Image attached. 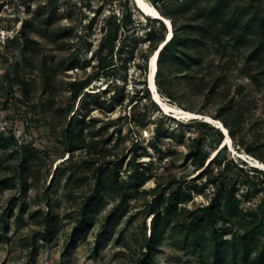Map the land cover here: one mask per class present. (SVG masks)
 <instances>
[{
	"label": "rangeland",
	"instance_id": "obj_1",
	"mask_svg": "<svg viewBox=\"0 0 264 264\" xmlns=\"http://www.w3.org/2000/svg\"><path fill=\"white\" fill-rule=\"evenodd\" d=\"M211 1L184 9L179 0L159 3L165 14L175 13L182 32L177 57L190 51L200 59L186 65L168 58L159 92L168 104L211 117L224 104L234 106L228 114L238 119L236 153L227 148L221 165H209L220 148L215 129L200 119L176 123L153 101L148 62L166 28L143 18L133 0H0V264H139L152 226L149 206L179 184L191 191L192 200L182 205L187 209L208 204L217 185L235 189L242 208L264 209V174L237 157L246 158L249 147L264 157V0H226L214 20L206 9ZM114 14L122 27L107 56L100 53L103 27ZM249 19L252 28L240 37ZM24 27L28 39L21 37ZM116 87L123 98L113 96ZM94 101L99 104L90 105ZM78 120L88 127L85 135L93 132L95 149L70 152L65 130ZM199 152L208 155L205 167L216 180L202 191V169L186 160ZM136 156L148 169L139 193H127L124 204L114 190L98 199L102 171L128 180ZM91 196V226L73 243L70 233ZM49 211L58 228L43 238L41 221ZM182 244L179 229L165 231L145 264H197Z\"/></svg>",
	"mask_w": 264,
	"mask_h": 264
},
{
	"label": "trees",
	"instance_id": "obj_2",
	"mask_svg": "<svg viewBox=\"0 0 264 264\" xmlns=\"http://www.w3.org/2000/svg\"><path fill=\"white\" fill-rule=\"evenodd\" d=\"M52 4L57 0H51ZM208 0H179V9H184V7H190L191 4L195 2H207ZM150 2L167 18L172 20L174 27V35L172 41L165 46L160 52L159 62H158V73L156 76V84L158 90L161 92L163 90V76L165 71V62L170 58L172 63H184L189 64L190 61L194 63H199L200 59L194 58V55L190 51L185 52L184 56L177 57V49L181 41V34L179 28L176 27L174 23L172 14L167 15L164 13L163 9L159 5L165 4L164 0H150ZM227 8L226 0H212L211 3L206 7L209 10V17L213 20L221 14L223 10ZM253 19L246 21L240 31V37H243L247 33L253 24ZM161 22V21H160ZM121 21H119L116 14L108 17L106 19V25L103 29L106 28V34L102 40L101 54H107L111 56L116 50L115 39L118 35L119 29L122 27ZM261 32L264 35V19H260ZM151 34V33H150ZM205 35H201L200 39L195 40L197 43L202 42V39ZM21 37L23 39L29 38V33L26 32V28L22 30ZM215 39H219V35L214 36ZM264 38V37H263ZM190 43V42H188ZM193 45V42L190 43ZM154 49L157 46L153 47ZM100 50V49H99ZM262 50L260 47L255 53H253L250 58H257ZM166 53L168 55H166ZM188 60V61H187ZM78 84H82V81L79 83L74 82L71 84L75 90ZM94 90V89H93ZM121 90V91H120ZM97 93V94H96ZM119 93L121 97H124L122 88L116 87L114 90L113 96L116 97V94ZM94 94L98 95V92ZM141 99V98H139ZM90 105L99 104L98 101L91 102ZM138 104L136 101L135 105ZM234 106L230 104H224L219 108V113L215 117L216 120H219L223 125L229 130L230 136L233 141L237 139L236 124L238 119L236 115L228 114L230 110H233ZM238 117V116H237ZM173 119V118H172ZM170 119V120H172ZM85 122V119H81ZM92 121H94L92 119ZM172 121L178 123L175 119ZM203 125H206L212 129H215L220 136L219 143L222 142L224 135L223 133L214 127L211 124L206 122L198 121ZM78 120L76 123L71 122L67 129L65 130V137L68 148L70 152L74 153L80 149L91 150L95 149L94 146L95 140L93 132H90L88 135H85V131L88 130V127H81ZM89 138V142L87 140ZM109 140L104 141L108 143ZM242 144H245L243 140H240ZM138 147V146H137ZM228 147L219 148L215 150L216 155L211 160L209 165L215 160L218 165H221L222 162L226 160V149ZM247 154L264 163V157L257 153V150L254 148H248ZM192 158L195 165L202 169V173L199 177L205 176V183L202 184L201 191L206 188V184H214V170L210 171V174L207 172L205 167V161L208 158L207 154L203 153H191L186 157V160ZM239 159V158H238ZM240 160V159H239ZM27 161V157H25ZM242 161V160H240ZM243 165L250 167L242 161ZM257 173L264 174V171L253 168ZM148 169L143 162H138L136 158L129 164V176L128 180H120L119 174L116 172L103 173L97 179V198L101 199L103 195L112 194L111 190L116 191L121 197V204L127 202V193L137 192L139 193L140 188H142L148 180L146 177ZM54 178V176H53ZM115 187L116 189H114ZM25 188H28L27 183ZM23 188V189H25ZM95 193H93L92 196ZM89 197L82 207L79 215V219L76 220V224L70 233V240L73 243H76L78 238L86 232V230L91 226L90 225V214L92 211V202L93 197ZM156 197L151 202L149 206V215L152 216L151 221V231L149 239H145L144 246L147 250V253L144 254V261L139 262V264H145L146 260L154 259L156 252L159 246L160 236L165 233V231L172 229L180 230V234L183 240V247L191 251L192 256L196 260L197 264H235L237 262H245L252 264H263L264 263V209L262 208L259 212L250 211L241 207V199L237 196L236 190H227L222 189L218 185L216 186L215 193L210 198V201L206 205H198L194 209H187L185 205L188 201H191V191L184 192L182 190V185L175 186L169 192L168 196L165 198L164 194L161 192L155 195ZM247 197V195H245ZM181 205V206H180ZM260 208V207H259ZM36 214H42L37 212ZM57 218L53 217L49 211L47 215L42 218L41 227H42V236L43 238H49L54 235L56 232ZM220 226L232 228L230 233L227 231L219 230ZM7 230V228L5 229ZM229 235V238H227Z\"/></svg>",
	"mask_w": 264,
	"mask_h": 264
},
{
	"label": "bare ground",
	"instance_id": "obj_3",
	"mask_svg": "<svg viewBox=\"0 0 264 264\" xmlns=\"http://www.w3.org/2000/svg\"><path fill=\"white\" fill-rule=\"evenodd\" d=\"M133 3L135 7L141 12L143 15V18H150L151 20H159L162 22V24L166 28V35L164 40L159 44V46L155 49L153 54L150 57V60L148 62V75H147V89L149 93L151 94V97L156 104H159L162 106L165 113L168 114H174V117L182 120H192V119H200L208 122L211 125H214L217 129H219L223 135L224 138L222 142L220 143V149L223 147L230 148L233 152L236 153V150L233 146V139L230 136L229 130L223 125V123L219 120L214 119L213 117L197 112H193L190 110H186L181 107H177L171 104H168L164 102L162 99L160 92L158 90L157 84H156V76L158 73V62L160 57V52L167 44H169L172 41L173 35H174V27L172 21L164 16L150 1L148 0H133ZM217 148L216 150H218ZM217 152H213L212 156L209 158L211 161ZM247 159L253 164L254 167L260 168L264 170V163L260 160L256 159L255 157L251 155L246 156Z\"/></svg>",
	"mask_w": 264,
	"mask_h": 264
}]
</instances>
